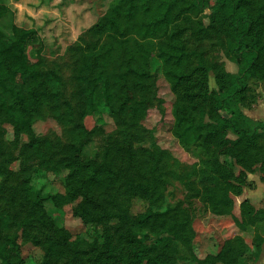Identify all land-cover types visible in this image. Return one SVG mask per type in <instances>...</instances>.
Segmentation results:
<instances>
[{
    "label": "trees",
    "instance_id": "16d2710c",
    "mask_svg": "<svg viewBox=\"0 0 264 264\" xmlns=\"http://www.w3.org/2000/svg\"><path fill=\"white\" fill-rule=\"evenodd\" d=\"M180 5L185 9L192 5L200 10L211 8L209 24L202 29L212 30L222 52L237 64V72L227 71L219 63L205 67L199 62L190 67V50L180 38L181 28L177 26L184 11ZM96 31L122 40L126 46L125 58L118 68L108 70V63L101 60L96 47L81 53L76 77L82 85L84 107L76 124L75 140L61 160L60 165L67 170L63 191L43 193L28 186L24 190L25 208L49 232L46 257L39 264H68L61 261L67 254H94V258H98L101 251L104 252L103 257H114L122 264H142L143 261L161 264L168 252L178 249L175 241L190 247V219L178 218V215L170 213V207L152 210L149 206L129 219L124 235V253L116 252L114 248L100 250L95 238L85 235L74 237L66 229L54 226L44 209L46 200L57 207L68 201L80 200L73 211L85 224L96 223L103 217L93 214L95 198L100 190L118 180V170L115 169L109 141L99 151L88 152L94 129L87 128L84 119L104 106L112 108L116 98L127 93L114 94L116 84H127L128 87L130 83L150 80L156 65L173 90L180 93L173 109L174 136L184 145L198 144L209 157L202 162L206 174L200 178L204 183H212L202 189L204 201L209 202L213 212L230 216L235 225L248 231L249 224L256 222L259 210L244 198L239 203L240 214L237 216L233 212V198L242 195L246 186L250 187L246 185V175L253 170L254 164L260 163V169L264 171V122L259 121L253 126L239 107L250 81L264 80V38L260 16L252 1L116 0L96 25ZM131 35L137 37L129 46L125 39ZM109 50L110 45L107 44L106 51ZM198 68L201 69L200 80H207L208 71L214 69L218 89L207 93L206 99L194 102L197 91L190 92V88L194 83L192 80H195L193 71ZM59 81L56 72L45 69L42 38L38 30L18 24L15 11L0 0V119L10 125L15 142L29 146L42 166L46 164L41 148L43 143L33 136L32 116L47 100L58 99ZM137 103L123 99L120 110L136 115L140 107V102ZM61 118L65 122L73 121L69 103H64ZM220 155H226L228 159L220 162ZM3 174L4 165L0 160V177ZM137 188H141V193L147 197L152 189L151 197L154 193L158 201L162 197L150 184ZM0 224L7 228L6 217L0 218ZM142 231L150 233L147 235ZM254 238L257 242L252 251L241 254L243 248L239 246L238 254L230 255L227 249H222L213 260L204 258L198 261L201 264H236L244 259L248 264H254L262 251L264 232H255ZM21 262L16 239L8 234L0 236V264Z\"/></svg>",
    "mask_w": 264,
    "mask_h": 264
},
{
    "label": "rangeland",
    "instance_id": "374dc122",
    "mask_svg": "<svg viewBox=\"0 0 264 264\" xmlns=\"http://www.w3.org/2000/svg\"><path fill=\"white\" fill-rule=\"evenodd\" d=\"M1 1L15 11L18 24L38 30L42 38L45 69L56 72L60 77L58 99L47 100L32 116V133L43 143L41 148L45 165H40L29 146L15 142L10 125L0 119V160L4 165V174L0 177V218L6 217L8 224L5 226L7 228L0 224V236L8 234L16 239L20 246L21 264H39L46 257L49 232L25 208L24 190L28 186L43 193L63 191L67 170L60 164L75 140L76 124L84 107L82 85L76 77L82 51L96 47L101 60L108 63V70L114 67L113 70L125 58L126 46L122 40L96 31V25L116 0ZM251 1L260 16L264 38V0ZM180 8L184 11L177 26L181 28L180 38L190 50V67L199 62L205 67H214L219 63L227 71L237 72V64L222 52L212 30L202 29L209 24L211 8L200 10L193 5L189 9H185L184 5H180ZM136 37L128 36L125 41L132 46ZM107 44L110 45L109 52L106 51ZM200 70L193 71L195 80H192L194 83L190 92L197 91L194 102L206 99L207 93L218 89L214 69L208 71L207 80H200ZM138 83H130L128 87L127 84H116L114 94L127 93L114 99L112 108L104 106L84 119L86 127L94 129L88 152L99 151L109 141L115 169L118 170V180L100 190L95 198L93 214L103 217L96 223L85 224L73 211L80 200L68 201L58 207L46 200V217L52 220L54 226L66 229L74 237L85 235L95 238L100 250L114 248L116 252L124 253L127 221L149 206H152V210L170 207V213L178 215V218L190 219L192 237L188 242L190 247L175 241L178 249L168 252L161 264H201L198 260H213L222 249H227L230 255L238 254L239 246L243 248L241 254L252 251L257 242L255 232H264V171L260 169V163L254 164L253 170L246 175V185L252 188L246 186L241 196L233 198V212L237 216L240 214L239 202L244 197L252 199L250 202L259 210L256 222L249 224L248 231H243L230 216L213 212L209 202L204 201L201 195L204 186L212 184L200 181L201 175L206 174L202 162L209 160L202 147L198 144L184 145L173 134V109L180 93L173 90L158 65L152 69L150 80ZM249 85L239 107L255 126L259 121L264 122V80H251ZM123 99L128 103L140 102L136 115L120 110ZM64 103L71 106L74 115L72 122H65L61 118ZM229 136L234 137L232 134ZM227 159L226 155L218 158L220 162ZM255 183L261 186L254 191ZM147 184L162 195L159 201L154 193L151 197L152 189L147 197L141 193V188H137ZM103 253L101 251L98 258H94V254H67L61 261L68 264L71 261L73 264H122L114 257H103ZM142 264H146V261ZM236 264L248 263L240 259ZM254 264H264V252L260 261L256 260Z\"/></svg>",
    "mask_w": 264,
    "mask_h": 264
},
{
    "label": "crops",
    "instance_id": "0c3cea01",
    "mask_svg": "<svg viewBox=\"0 0 264 264\" xmlns=\"http://www.w3.org/2000/svg\"><path fill=\"white\" fill-rule=\"evenodd\" d=\"M254 186H253V190L255 191V190H257V189H259L260 188V186H261V184H259V183H255V184H253ZM249 188H252L251 186L249 187ZM241 196V195H240ZM244 198H246V197H244ZM243 198V199H244ZM250 198V197H249ZM242 199V200H243ZM251 199V198H250ZM251 202H252V199L250 200ZM240 203V202H239ZM253 204V203H252ZM254 205V204H253ZM263 247H264V244H263V246H262V251H261V255H260V257H259V259H257V261H260V259H261V257H262V252H264V250H263Z\"/></svg>",
    "mask_w": 264,
    "mask_h": 264
}]
</instances>
